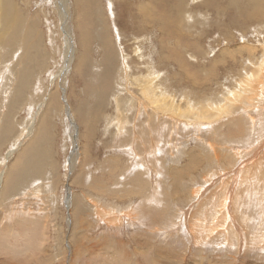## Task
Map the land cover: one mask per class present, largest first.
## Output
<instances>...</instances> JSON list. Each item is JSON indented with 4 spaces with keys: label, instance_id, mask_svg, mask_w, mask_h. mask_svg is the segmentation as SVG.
<instances>
[{
    "label": "rangeland",
    "instance_id": "374dc122",
    "mask_svg": "<svg viewBox=\"0 0 264 264\" xmlns=\"http://www.w3.org/2000/svg\"><path fill=\"white\" fill-rule=\"evenodd\" d=\"M263 62L264 0H0V264H264Z\"/></svg>",
    "mask_w": 264,
    "mask_h": 264
},
{
    "label": "bare ground",
    "instance_id": "6f19581e",
    "mask_svg": "<svg viewBox=\"0 0 264 264\" xmlns=\"http://www.w3.org/2000/svg\"><path fill=\"white\" fill-rule=\"evenodd\" d=\"M60 2H61V1H60ZM63 2H64V1H63ZM61 5H62V3H61ZM62 6H63V5H62ZM13 9H14V8H13ZM15 9H16V8H15ZM12 11L15 12V10H12ZM14 12H13V13H14ZM13 13H12V14H13ZM62 13H63V12H62ZM8 14H9V13H8ZM17 15H18V14H17ZM19 15H20V14H19ZM15 17H16V16H15ZM22 18H23V17H22ZM18 20H20V19H18ZM15 21H16V20H15ZM27 27H28V29H27ZM27 27H26V29L29 30V26H27ZM24 28H25V27H24ZM31 30H32V29H31ZM13 31H14V30H13ZM32 32H33V31H32ZM26 34H27V32H26ZM31 34H32V33H31ZM28 35H30V32H28ZM28 39H29V38H28ZM37 42H38V41H37ZM6 43H7V42H6ZM13 43H14V42H13ZM38 43H39V42H38ZM70 45H71V44H70ZM262 65H263V67H262L261 65H259V66H261L260 68H261V69L263 68L262 70H264V62H263ZM251 75L253 76V74H251ZM254 75L257 76V75H259V74L257 73V75H256V74H254ZM252 76H251V77H252ZM252 79H253V77H252ZM254 80H256V79H254ZM243 81H244V80H243ZM248 81H249V80H245V81L242 83V85H243V84H246ZM250 83H251V82H250ZM242 85H241V87H242ZM250 85L252 86V84H250ZM144 87L146 88L145 85H144ZM140 88H141V87H140ZM243 88H244V87H243ZM143 90H144V92H146L148 89L146 88V89H143ZM145 90H146V91H145ZM255 90H256V89H255ZM142 92H143V91H142ZM144 92H143V94H144ZM147 92H148V91H147ZM145 94H146V93H145ZM148 94H149V93H148ZM235 96H236V95H235ZM153 97H155V95H154ZM236 97H237V96H236ZM153 99H154V98H153ZM148 101L150 102L151 100L148 99ZM150 103H151V102H150ZM153 103H154V102H153ZM204 106H205V105H204ZM219 106H221V105H219ZM222 107H223V106H222ZM222 107H221V108H222ZM207 109H208V108H207ZM224 109H225V108H224ZM188 111H189V110H188ZM176 120H177V119H176Z\"/></svg>",
    "mask_w": 264,
    "mask_h": 264
}]
</instances>
